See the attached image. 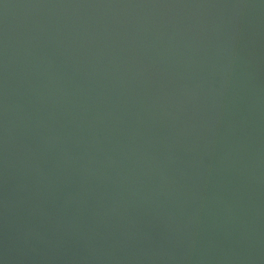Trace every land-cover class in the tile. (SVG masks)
Returning a JSON list of instances; mask_svg holds the SVG:
<instances>
[{"label":"water","instance_id":"water-1","mask_svg":"<svg viewBox=\"0 0 264 264\" xmlns=\"http://www.w3.org/2000/svg\"><path fill=\"white\" fill-rule=\"evenodd\" d=\"M0 264H264V0H0Z\"/></svg>","mask_w":264,"mask_h":264}]
</instances>
